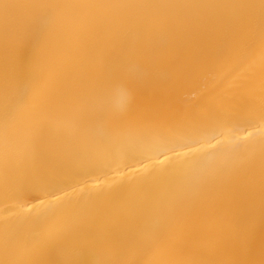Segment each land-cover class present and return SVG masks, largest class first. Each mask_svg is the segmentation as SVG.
Masks as SVG:
<instances>
[{"label":"bare ground","instance_id":"bare-ground-1","mask_svg":"<svg viewBox=\"0 0 264 264\" xmlns=\"http://www.w3.org/2000/svg\"><path fill=\"white\" fill-rule=\"evenodd\" d=\"M69 260L264 264V0H0V264Z\"/></svg>","mask_w":264,"mask_h":264},{"label":"snow or ice","instance_id":"snow-or-ice-1","mask_svg":"<svg viewBox=\"0 0 264 264\" xmlns=\"http://www.w3.org/2000/svg\"><path fill=\"white\" fill-rule=\"evenodd\" d=\"M73 7H91L93 5L90 4H77V5H72ZM55 7V6H53ZM14 112V104L12 102H7L5 104V110H4V115L5 118H11ZM22 194V193H21ZM20 241V238L17 236H9L7 240V244L9 247H14L18 242ZM65 264H83L81 261H73L69 260L66 261ZM94 264H119V262H114V261H97L94 262Z\"/></svg>","mask_w":264,"mask_h":264}]
</instances>
